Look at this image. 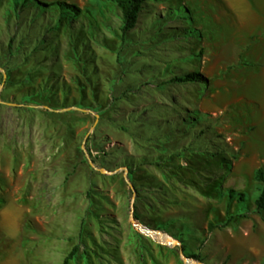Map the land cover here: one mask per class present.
Here are the masks:
<instances>
[{
	"label": "rangeland",
	"instance_id": "obj_1",
	"mask_svg": "<svg viewBox=\"0 0 264 264\" xmlns=\"http://www.w3.org/2000/svg\"><path fill=\"white\" fill-rule=\"evenodd\" d=\"M212 11L208 0H145L121 33L106 0H0V262L60 264L75 246L67 264H184L192 254L226 264L216 229L204 228L231 214L234 234L263 218L250 166L232 163L236 133L260 152L247 132L260 116L264 125V90L258 77L231 75L258 73L235 45L234 64L207 69L218 57ZM200 71L206 82L172 80ZM215 79L229 88L216 94Z\"/></svg>",
	"mask_w": 264,
	"mask_h": 264
},
{
	"label": "crops",
	"instance_id": "obj_2",
	"mask_svg": "<svg viewBox=\"0 0 264 264\" xmlns=\"http://www.w3.org/2000/svg\"><path fill=\"white\" fill-rule=\"evenodd\" d=\"M208 7L213 9L211 16L217 28L214 40L209 38L211 41L208 45L210 48H214V54L218 57L207 60V69L214 68L215 76H217L219 71L227 68V65L234 64L236 57L233 47L235 45L241 49L242 56L255 65L256 69L254 70H257L258 73L245 75L240 71L231 70V75L234 79L241 78L247 82L258 77L264 90V0H208ZM221 54L224 55L223 59L219 57ZM201 73L205 72L200 71L202 76ZM210 85H212V89L213 86L229 88L228 82L224 80L215 79ZM213 92L218 94L215 89ZM262 102L264 103V98ZM262 108L260 107V111ZM260 119V129L256 123H252L247 132L248 136L255 133L257 139L260 140V152L257 151L259 148L248 137L236 133V140L241 141L239 144L237 143V147L241 146L239 147L241 153L232 163V172L239 170L241 164L250 166L251 175L257 167H260L264 172V125L261 116ZM4 215L9 221L8 215ZM249 218L252 219V223L241 226L234 234L226 231L225 227L220 228L224 229L223 239L218 234L217 230L219 229H216V232L212 234V230L208 232L212 237L217 235L219 245L225 250L226 264H264L262 263L264 262V213L262 219L253 215ZM0 264L14 263L1 261Z\"/></svg>",
	"mask_w": 264,
	"mask_h": 264
},
{
	"label": "trees",
	"instance_id": "obj_3",
	"mask_svg": "<svg viewBox=\"0 0 264 264\" xmlns=\"http://www.w3.org/2000/svg\"><path fill=\"white\" fill-rule=\"evenodd\" d=\"M112 3L119 9L121 26L120 31L124 33L133 26L138 12L140 10L141 4L145 0H106ZM58 6L64 7L65 10H68L73 15L78 14V8L72 4H66L64 2H55ZM45 5V4H41ZM175 82L184 83V82H206L207 79L202 77L198 73L190 72L184 75L174 76L172 79ZM252 179L258 185L257 195L253 200V210L255 213L264 211V172L260 167H257L252 172ZM225 195L227 199H234V201H241L243 199V194L241 192H234L232 189L227 188L225 190ZM241 216V215H239ZM233 218L231 214H228L222 222L212 224L207 222L205 225L206 232H210L213 229H220L225 227L230 220ZM181 251L183 252V246L179 245ZM76 247L72 246L69 251L62 257L60 264H67V262L72 258L75 253ZM196 260L198 259L197 255H186Z\"/></svg>",
	"mask_w": 264,
	"mask_h": 264
},
{
	"label": "bare ground",
	"instance_id": "obj_4",
	"mask_svg": "<svg viewBox=\"0 0 264 264\" xmlns=\"http://www.w3.org/2000/svg\"><path fill=\"white\" fill-rule=\"evenodd\" d=\"M2 222H5V223L8 222V219L6 216L3 217ZM135 226H136V229L138 231H140L142 233H146L152 240L156 241L159 244L166 245V246L174 245V240L169 235L165 234L164 232L163 233L162 232H156L153 230L144 231L142 225H140L138 223H136ZM193 263L194 262H191V261L188 262V264H193Z\"/></svg>",
	"mask_w": 264,
	"mask_h": 264
},
{
	"label": "water",
	"instance_id": "obj_5",
	"mask_svg": "<svg viewBox=\"0 0 264 264\" xmlns=\"http://www.w3.org/2000/svg\"><path fill=\"white\" fill-rule=\"evenodd\" d=\"M3 77H4V74L2 73V80H3ZM0 84H2V81H1ZM71 109H75V110H79V111H85V110H83V109H79V108H76V107H71ZM53 111H56V110H53ZM88 164H89L90 166H92V164H91L90 161H88ZM98 170H99L100 172H106V171H104V170H102V169H98ZM123 171H124V172L126 171L125 168H123ZM106 173H107V172H106ZM108 173H111V172H108ZM124 180H125L127 186L129 187V189L132 191V187H131V185L128 183V181L126 180L125 177H124ZM136 223H137V222H135L132 218H130V224H131V226H132L133 228H135V229H136V226H135ZM138 224H139V223H138ZM142 227H143V230H144V231L150 230V229H148V228H146V227H144V226H142ZM136 230H137V229H136ZM137 231H138V230H137ZM153 231L158 232L157 230H153ZM139 232H140V231H139ZM140 233H142V232H140ZM142 234H144L145 236H148L146 233H142ZM172 246H178V247H179V243H178L177 241H174V245H172ZM178 251L180 252V249H179V248H178ZM180 257H181V260H182V262H183L184 264H188L189 261L194 262L193 264H202V263H200V262L193 261L192 259H190V258H188V257H185V256H182V255H180Z\"/></svg>",
	"mask_w": 264,
	"mask_h": 264
}]
</instances>
